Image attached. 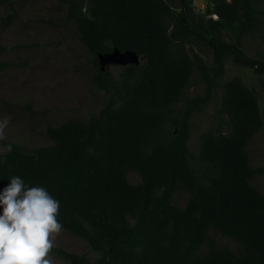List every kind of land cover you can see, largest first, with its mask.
Instances as JSON below:
<instances>
[{
	"label": "trees",
	"instance_id": "16d2710c",
	"mask_svg": "<svg viewBox=\"0 0 264 264\" xmlns=\"http://www.w3.org/2000/svg\"><path fill=\"white\" fill-rule=\"evenodd\" d=\"M63 2L64 21L93 58L103 105L86 119L47 125V145L26 150L9 141L0 151V188L13 175L47 188L60 202L62 228L96 253L54 248L58 264H264V194L250 184L264 165L251 166L244 149L262 126L256 90L237 76L224 81L216 117L226 131L203 133L197 155L186 143L188 119L213 97L227 58L264 74V54L251 58L241 47L243 35L264 39V0H205L200 14L193 0ZM224 30L233 33L229 43ZM192 41L211 49V64ZM114 46L142 62L117 75L101 71L96 54ZM10 65L0 62V70ZM194 70L204 93L175 110ZM175 191L187 195L182 207Z\"/></svg>",
	"mask_w": 264,
	"mask_h": 264
},
{
	"label": "rangeland",
	"instance_id": "374dc122",
	"mask_svg": "<svg viewBox=\"0 0 264 264\" xmlns=\"http://www.w3.org/2000/svg\"><path fill=\"white\" fill-rule=\"evenodd\" d=\"M204 1L193 0L197 14L202 13ZM65 9L63 0H0V62L11 63L0 70V122L6 121L0 136V151L9 141L26 150L47 145L50 143L45 134L47 125H57L70 118L86 119L103 105L105 94L93 81L96 69L93 58L80 43L74 27L64 21ZM260 33L255 31L241 37L242 50L251 58H261L264 54V39ZM222 37L229 43L233 33L224 30ZM185 47L187 49L188 45ZM190 48L204 62L212 63V52L206 44L192 41ZM120 67L111 64L106 70L117 75ZM233 76L256 90L262 126L244 149L251 166H263L264 74L257 73L255 66L239 65L231 58L224 61L223 75L209 103L190 115L186 143L189 151L197 155L203 133L216 129L226 131L216 117V110L220 104L221 85ZM204 90L202 77L194 70L175 110L186 101L203 95ZM127 176L133 182L138 180V175L132 171ZM250 184L264 194V171L251 179ZM186 198L185 192L175 191L172 201L182 207ZM210 234L217 245L238 250L237 242L219 232ZM55 244L54 248L84 253L89 258L96 256L83 239L64 228L57 234ZM53 249L50 255L54 264L63 263V258Z\"/></svg>",
	"mask_w": 264,
	"mask_h": 264
},
{
	"label": "clouds",
	"instance_id": "9594fccd",
	"mask_svg": "<svg viewBox=\"0 0 264 264\" xmlns=\"http://www.w3.org/2000/svg\"><path fill=\"white\" fill-rule=\"evenodd\" d=\"M5 126L0 122V136ZM8 181L0 188V264H54L50 253L63 227L59 200L19 175Z\"/></svg>",
	"mask_w": 264,
	"mask_h": 264
},
{
	"label": "water",
	"instance_id": "95a60500",
	"mask_svg": "<svg viewBox=\"0 0 264 264\" xmlns=\"http://www.w3.org/2000/svg\"><path fill=\"white\" fill-rule=\"evenodd\" d=\"M96 56L101 71H104L111 64L126 66L140 63L139 55L135 51L131 49L120 50L115 46L109 52L97 53Z\"/></svg>",
	"mask_w": 264,
	"mask_h": 264
},
{
	"label": "built area",
	"instance_id": "2783aa9c",
	"mask_svg": "<svg viewBox=\"0 0 264 264\" xmlns=\"http://www.w3.org/2000/svg\"><path fill=\"white\" fill-rule=\"evenodd\" d=\"M214 17V16H213Z\"/></svg>",
	"mask_w": 264,
	"mask_h": 264
}]
</instances>
